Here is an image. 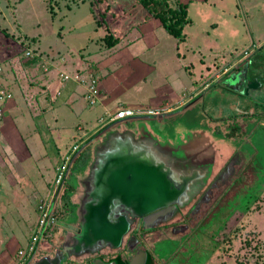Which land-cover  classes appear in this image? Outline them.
<instances>
[{"label": "rangeland", "instance_id": "rangeland-1", "mask_svg": "<svg viewBox=\"0 0 264 264\" xmlns=\"http://www.w3.org/2000/svg\"><path fill=\"white\" fill-rule=\"evenodd\" d=\"M139 1L0 0V87L6 86V88L12 90V94H14L13 88L20 91H22L21 89L29 91L32 84L41 87L40 84L43 83L42 72L46 70V67L54 69L53 66L59 62V64L62 63L63 67L61 68L69 69L64 71L58 68L59 73H66L72 77L76 73H80L79 71H88L96 76L99 81V89L102 88V80L106 78L104 74L107 71L104 72L100 67L101 64L98 65V63L105 61L95 62L96 58L86 55L88 53L83 52V50L98 47L96 49L98 53L108 52V54H111L115 50H123L125 46L119 49H116V46L106 48V44L102 42L101 38H103L102 31L107 26L103 27L102 23L100 27H97L95 20L102 18L104 23L106 22L111 26L110 30H114L118 37L122 38L132 29L135 23H143L144 17L148 14ZM184 1L189 5L188 12L192 22L184 29L186 35L184 42L182 44L178 43L162 28H156L152 37L154 44L150 49L152 50L151 53L142 58H137L144 59L145 63L155 67V72L147 73L146 84L141 83L131 91V95L140 98L142 101L139 105L145 106L144 109L150 111L154 98L157 102L160 97L169 91L174 90L182 94L184 91L189 92L192 89L195 91V88H197L194 93V99L197 100H194V104H191L193 107L190 105L182 106L183 102L180 100L178 102L180 105L176 110L180 108L182 110L168 116L165 113L174 111H172V108L170 109L171 105H165L162 108L164 110L157 112L162 114L160 119L158 116L154 117L156 118L155 125L162 124V128L170 129L176 125L173 123L175 119L193 121L195 115L200 111L201 114H198L199 117L197 116L196 119L199 118L203 123H206V118H208L206 115L213 122L229 120L227 124L237 116L239 118H236L235 123L246 124L248 129L243 136L232 140L217 137L216 134L208 131L221 158H223V155L220 152L221 146L216 143L218 140L225 148L233 150L229 160L232 159L233 165H235L234 174L225 179V182L222 183L225 190H221L215 199L211 195L209 201L196 208V213L191 215L194 220L189 224L190 230H188V233L184 236H177L178 234L175 237L170 236L171 238L168 240L172 249L168 258L170 260L174 258L176 264H264V114L258 112V116L251 118L249 115L253 111L241 109L245 106H238L240 97L237 95L240 91L243 99L246 95L249 101L252 96L247 95V92H249L248 85L251 82L253 84L257 83L258 85H255L256 87L251 94L253 96L255 94L257 96L261 95V100L257 98V101L263 102V104L256 103L257 106L254 109L260 107L259 110L261 108L264 110V89H261V85L264 83V43L260 44V41L264 39V0H207L206 3L200 2L201 0ZM94 2L96 3L94 4ZM169 3L174 6L176 0H169ZM90 5L94 9V16ZM132 7L134 9L139 8L131 13L135 16V23L128 19L123 21V15L128 14ZM52 12L55 13V16H52ZM32 39L34 40L32 41ZM25 49L31 50L34 57L42 56L39 65H35V68L30 66L24 69V62L21 59L14 61L12 65L8 64V61L14 60L13 58ZM50 52L56 54L58 58L52 60L47 55ZM73 55H76L78 60L81 61L82 68L77 67ZM118 56L123 57L122 55ZM183 56L185 58H182ZM176 60L180 61L178 63L181 68H179ZM106 62V66L110 65V61L106 60ZM230 66L232 67L230 68ZM242 66L246 73L243 72ZM11 67L17 72H11ZM152 67L149 68L148 66L144 72L152 71ZM76 68L79 70H75ZM111 68L113 69V66ZM229 68L233 70L232 74L234 75L242 70L241 74L233 76L236 81H238V78L241 80L237 93H233L236 89L220 83L221 79L225 78V74L230 70ZM37 69L39 70L38 73ZM99 69L104 73L101 74ZM225 70L228 71L225 72ZM252 71L256 75L252 76ZM83 74L85 75L84 72ZM125 74H127L125 69L120 70L121 80ZM233 77H230V79L233 80ZM115 78L119 80L116 75ZM254 78H261L262 83L254 82ZM173 80H177L178 84L172 82ZM180 81L187 83L183 84V87H179ZM69 83L72 82H67V84ZM262 86L264 87V85ZM191 87L193 88L189 89ZM79 89L82 92V89ZM217 95H219V98H216ZM213 97H215L214 100H212ZM203 99L205 105L202 106ZM222 100H224L223 103ZM100 102V105H102V100ZM80 104L84 106L85 103L80 100L78 106ZM225 104L227 106H223ZM119 108L123 107L117 103L112 109L117 110ZM100 109L90 106L85 109L82 125L87 129V135L100 126L99 118L104 114V110ZM197 110L199 111L197 112ZM141 111L146 110L141 109ZM58 112L60 116L62 115L61 112H65L67 117L70 118V123L74 125L76 119L73 114L64 109H58ZM51 114H55V112L43 113L42 117L37 116L35 118L37 132L40 133L38 135L41 136L40 140L42 142L39 144L37 152L32 153L31 162L27 161V168L19 170L20 175L29 176L27 177L28 180L26 179L27 181L25 180L21 184V187L15 188L16 194L10 192L7 180L0 174V185L3 183L2 194L7 197L4 203L8 202L7 204L10 206L9 210L7 209L8 211H4L5 216H3V219L6 222L0 227V264H13L14 262V258L11 256L16 255V248V250H9L10 253L12 251L11 254L9 253V257L4 254L7 253L6 240L12 235L19 241L20 248L27 249L39 218L35 208L36 203L39 201L37 196L40 195L44 198L54 187L55 168L58 164L57 150L61 148L60 152L62 154L73 146L74 141L79 139L75 140L73 138L70 140V134H73V137L75 134L72 131L71 124H68V121L61 116L58 123L68 125V128L62 131L65 137L64 142L60 146L55 145V134L48 130V126L54 123L46 120L47 115ZM244 115L249 117L244 118ZM131 124L129 122L128 126ZM186 130L191 131L192 128ZM69 132L70 134L66 138L65 135ZM38 135L36 133L35 136ZM87 135L80 136L86 138ZM76 137L78 136L76 135ZM69 143L71 145L66 148ZM83 151L82 160L88 161L90 147H85ZM226 163H221V168ZM27 171L29 174L26 173ZM0 173L3 172L0 170ZM239 180L245 184L242 190L252 191L249 192L252 197L249 195L247 199L249 201L246 205L241 202L237 206L241 200V195H238L235 199L229 200L228 204H222L223 208L225 207L223 211L221 205H219L220 197L227 193L231 187L236 188V182ZM29 181L31 182L29 183ZM73 183L71 178L70 184L73 185ZM28 187H33L37 191V195L31 201H29L28 196L23 195L24 191L29 192ZM215 205L220 206L217 211H215L216 207L213 208ZM18 210L21 214L18 213ZM206 211L215 213L214 218L207 222L208 224H204L203 220L207 214ZM65 215L64 213L60 214L56 220L66 222L67 214ZM44 236L35 245L36 252H39L38 256L45 254L42 250L48 249L51 242L58 245L63 238V232L61 227L49 225ZM213 239L216 242H214V245L210 244ZM14 250L15 252H13Z\"/></svg>", "mask_w": 264, "mask_h": 264}, {"label": "water", "instance_id": "water-1", "mask_svg": "<svg viewBox=\"0 0 264 264\" xmlns=\"http://www.w3.org/2000/svg\"><path fill=\"white\" fill-rule=\"evenodd\" d=\"M232 72L230 69L225 74V82H241L240 78L238 81L234 77L235 80L230 79ZM252 85L256 84L251 82L248 89ZM194 100L197 99L184 107L191 106ZM157 116L162 114L118 120L99 129L79 146L77 152L90 147V158L79 169L86 166L85 176L78 181L80 191L77 190L75 203L78 232L72 238H65L54 256L36 257L39 252L33 251L32 258L25 264H62L71 255L78 257L98 253L104 248L116 249L131 220L171 205L185 209L206 188L197 201L196 205L200 206V202L206 201L207 193L212 195L218 183H224L234 174L232 159L221 168L222 158L207 132L191 130L197 135L185 136L183 140L177 138L171 143L142 121ZM127 121L134 123L118 127ZM173 123L176 125L169 131L181 125L188 131L185 120L175 119ZM74 157L75 154L69 162L68 175L72 174L70 165Z\"/></svg>", "mask_w": 264, "mask_h": 264}, {"label": "crops", "instance_id": "crops-1", "mask_svg": "<svg viewBox=\"0 0 264 264\" xmlns=\"http://www.w3.org/2000/svg\"><path fill=\"white\" fill-rule=\"evenodd\" d=\"M178 1L183 2V0H178ZM191 1L192 0H190V2ZM200 2L206 3L207 0H201ZM183 3H185V1ZM138 9H139L138 7L135 9L132 7V10H130L128 14L126 13L123 15L124 18H122V20L126 21L128 19L134 22L135 16L131 13L134 10H138ZM156 28H160L156 20H151L146 23L144 22L138 23V24L135 23L132 29L126 35H124V37L121 38L120 43L116 45L117 47L116 49H119L122 46H125V48L123 50L122 49H119L118 51L115 50L111 54H108V52H105L104 54L98 53L96 50L98 47L91 48V49L85 48L83 50V52L88 53L86 55L96 58V60H94L95 62L97 61L100 62L101 60L105 61V62L98 63V65L101 64L100 65L101 69H103L104 72L105 71L107 72L104 74L106 75V78L102 80V88H100V91H102L100 94L102 105L96 106V109H100V108L103 109V107H105L106 109L111 110L118 103L123 108H128V109H131V108L139 109L140 108L146 111L149 110V109L148 110L144 109L145 106L139 105L142 100L140 98H137L131 95V91L137 88L141 83L144 85L146 84L147 77H148L147 73L151 74L152 72L153 73L155 72V67H152L151 64L149 65L148 63H145L146 61L144 59L141 60L137 58L138 57L142 58L145 55L151 53L152 50L150 49L152 48L154 44L152 37H153V33ZM131 38H133V40H131ZM129 41H132V42L129 43ZM149 41H151V43H149ZM262 43H264V39L260 41V44ZM176 48L178 49V46ZM88 50H90V52H88ZM118 55H122L124 58ZM72 57H74L73 60H75L77 67L82 68L81 61L78 60L77 56L73 55ZM182 58H185V57L183 56ZM106 60L110 61L109 62L110 65L106 66L107 64ZM176 61H177L179 68H181V65L178 63L179 60H176ZM153 65L155 66V64ZM111 66H113V69L111 68ZM148 66L149 68L151 67L153 68L152 71L144 72L145 68H148ZM61 67H63L62 63L59 64V62H57V64L53 66L54 68L53 70H51L49 67H46V70H44L41 74L42 80H43V83L40 84L41 87H39V85L37 84H32L30 87L31 89L27 87L28 89H30L29 91L23 90V89H21L22 91H20L19 89L13 88L14 98L12 102L8 105V109L6 111V117L4 118V122H3L4 125L0 129V170L3 172L0 174L3 175L4 178L7 180V184L10 187V192L14 194H16L15 188L19 186L21 187V184L26 179L28 180L27 177L29 176L25 174L20 175L19 170L22 168L24 169L27 168L26 167L27 161L31 162L32 153L37 152L39 144L42 142L40 140L41 136L38 135L40 133L37 132L38 129L35 124V118H37V116L42 117V112L43 113L44 112L46 113L55 112V114L47 115V119H46L47 121H53L54 123L48 126V130H50L52 134H55V137H56V140H54L55 145L57 144L60 146V144L64 142L65 137L62 131L63 129L68 128V125H61L58 123L59 119H61V116L64 117V120L68 121V124L71 122L70 118L67 117L65 112H61L62 115L60 116L58 109H64L65 111L70 112L71 114L75 116V119H76L74 125L70 123L72 131L75 134V136L73 137V134H70L69 132L65 135L67 136L66 138H68L69 134L71 137L70 140H72L73 138L76 140L77 138H80L81 136L87 135L86 133L87 129L83 127L82 120H83L85 109L89 107L87 106L86 102L83 99V90L81 92L79 89L81 87H79L75 83L73 84V82L71 84L66 83L67 85L63 84L62 85L63 88L61 87L60 81L57 76L58 68L60 69ZM231 67L232 66H230V68ZM122 69H125L127 74H125L124 78H122L121 80L120 78L122 76L120 75V70ZM60 70L68 71L69 69L61 68ZM75 70H79V69L76 68ZM99 71L101 72V74L104 73L100 69ZM227 71L228 70H225V72ZM79 72L82 74L83 72L87 73L88 71L82 70ZM37 73H38V70H37ZM115 75L118 76L119 80L115 78ZM172 82H176L178 84L177 80H173ZM186 83L187 82L182 83V81H180L179 87L181 86L183 87L184 86L183 84H186ZM192 88L193 87L189 89H192ZM45 90L48 91L47 93L49 95V100H46V98L39 96L41 93H44ZM58 90H60V93H58V96L56 97L54 94ZM193 91H194L193 89L189 90L190 94L188 91L187 92L184 91L182 94L174 90L169 91L164 96L160 97V99L157 102H155V98H154L153 99L154 101L152 103L153 104L152 108L149 106L151 108L150 110L154 112H160L161 110H164L162 108L165 105L166 106L171 105L172 107H170V109L172 108V111L176 112L177 111L176 108L180 105L178 103L180 100H182L183 102L182 106H184L188 102H192L195 96V94L193 95ZM37 96H38V99H37ZM214 98L215 97H213L212 100H214ZM216 98H219V95H217ZM51 100H54L53 103H51L52 102ZM80 100H82L85 103L84 106H82L81 104L80 106H78ZM226 100H229V99H226ZM223 101L224 100H222L221 102L223 103ZM239 101L240 102L238 106H242V107L247 106L245 105L243 100L242 101L239 100ZM254 101L256 102L255 98H254ZM204 102L205 100L203 99L201 103L202 106L203 104L205 105ZM39 103H40V106H39ZM191 104H194V103H191ZM223 106H227V105L225 104ZM241 109H245V108H241ZM198 111L199 110H197V112ZM198 114L200 115L201 112L199 111L196 115L193 113V115H195V118L193 121L186 120L187 123L185 125L188 128H193L194 126L195 127L200 126L201 120L199 118L196 119L197 116L199 117ZM158 118L160 119V117ZM144 120L146 119L144 118L143 121ZM178 120H183V119H178ZM146 122L149 124V126L154 127L155 131L160 132L161 134H164L165 131L167 133L171 132L169 130H171L172 128L165 129L161 127L162 124L155 125L156 118H149L147 119ZM94 132H95V129L89 135L94 134ZM36 133L38 136H35ZM76 135L78 137H76ZM71 143H69V145H67L66 148H68L71 145ZM60 149L57 150V156H58L57 163L61 161L62 157L65 155L66 151L68 150L67 149L65 152L61 154ZM28 171L26 173H28ZM30 182L31 181H29V183ZM2 184L3 183H1L0 185V227L6 222L3 219V216H5L4 211H8L10 207L9 204H7L8 202L4 203V200H6L7 197L6 195L2 194L3 193ZM28 189H29V192L27 193L26 191H24L23 195L28 196L29 201H31L32 198L35 195H37V191H35L33 187H28ZM18 213L21 214L19 210H18ZM6 241H7L6 242L7 244L5 248L8 253V254L4 253L6 254V257H9V255L12 253V251L10 253L9 250H13L16 248L17 250L16 249L15 250L17 252L19 249H22L19 247V241L16 239L14 235L7 238ZM15 250L13 252H15ZM1 253L3 252L1 251ZM14 256L15 254L11 257H14Z\"/></svg>", "mask_w": 264, "mask_h": 264}, {"label": "flooded vegetation", "instance_id": "flooded-vegetation-1", "mask_svg": "<svg viewBox=\"0 0 264 264\" xmlns=\"http://www.w3.org/2000/svg\"><path fill=\"white\" fill-rule=\"evenodd\" d=\"M231 76L233 77L234 74ZM220 83H222V85L230 86L232 89H236V91H238L240 86L239 83H237L238 85H232V83L225 82V79H223ZM251 92L252 90L247 92V95L252 96V98H255V100H257V98L261 100V95L257 96L255 94V96H253ZM201 129L206 132L205 128ZM176 132V134H173L170 137L166 134H161L160 132H158V134L160 138L165 140L164 137H166V140L170 141L171 143H174L177 138L183 140L185 136L193 135L191 132H188L191 134H187L186 132H182L180 130ZM90 136L91 135H88L85 140H87ZM85 168L86 167L82 168L81 170H79L80 168L78 170L73 169L74 171H72L74 173L71 175V178L74 183L71 185L73 188H71L72 191L70 193H72V195H70L71 198L74 197L75 200L73 205H70L69 207L67 206V208L62 210L64 215L67 214L65 219L66 222H63V220L59 222V219L56 220L54 215V213L59 210L58 208L63 205L60 198L61 193H59L57 198L58 204L54 206L50 215V217L53 218L54 223H48L43 228V232L41 235H39L37 242H35L36 245L41 239H43V237H45L44 234H46V231H48L49 225H57L59 228L61 227L63 232L62 240L58 245H55V242H51L50 247L46 250H43L45 252L43 256H54L55 252L59 250L61 242H63V240L67 237L72 238L78 232L75 227L77 222L76 211L78 207L75 205V203L78 198L77 190L80 191L78 181L85 176ZM216 175L214 177H216ZM222 188H224V186L221 183H218L212 191V198L215 199L221 192ZM205 192L206 188L202 190L196 197L194 196L195 198L193 201L187 205L185 209L171 205L168 208L157 210L149 215L144 216L143 218H135L131 220L129 229L123 234L121 238V244L118 248H104L98 253L83 254L78 257L71 255L70 257L64 259L62 264H176L177 262L174 261V258L172 260L168 258L172 249L168 239L171 238L170 236L175 237L176 234H178L177 236H184L186 233H188V230H190L189 224L192 220H194V218L192 219L191 215L196 213V208L199 206L196 205L197 201L199 200V197L201 198ZM70 195L68 194V196ZM210 197L211 193H207L206 201H209ZM202 205L203 203L200 204V206ZM34 251H36V246H34ZM30 258H32V255Z\"/></svg>", "mask_w": 264, "mask_h": 264}, {"label": "trees", "instance_id": "trees-1", "mask_svg": "<svg viewBox=\"0 0 264 264\" xmlns=\"http://www.w3.org/2000/svg\"><path fill=\"white\" fill-rule=\"evenodd\" d=\"M92 1H96V0H92ZM95 3L96 2H94V4ZM139 3L143 7V9H146L147 12H148V14L143 19V22L144 23L149 22L151 20H156L157 23L159 24L160 28H162L165 31V33H167L168 35H170L171 37H173L176 41H178V43H181L182 44L184 42V40L186 38V35L184 34V29L186 28V26H189L192 23L191 22V19L189 17V12H188L189 7H188V3H183V2H180L178 0H176V3H175L174 6H172L169 3V0H140ZM50 8H52V6H50ZM90 8H91V12H92V14L94 16V9L92 8L91 5H90ZM52 13H53L52 16H55V13L54 12H52ZM95 22H96V26L97 27H100L102 23H103L102 24L103 27H106L107 26L106 28L103 29V31H102V34H103L102 37L103 38H101L102 39V42L104 44H106V46H105L106 48L114 47V46H116V45H118L120 43L121 38L118 37L117 33L114 30L113 31L110 30L111 29V26H109L106 22H105L106 23L105 24L104 23V20L102 18L101 19H96ZM33 40L34 39H32V41ZM25 52H26V49L24 51L22 50V52H20V54H18L15 58H13L14 60H12V61L10 60V61H8L9 63L8 62L7 63L10 64V65H12V63L14 61H18V60L21 59V61L24 62L23 63L24 69L27 68V67H30V66L31 67L33 66L32 68H35L36 67L35 65H39L38 63H40V58H42L41 55H39L40 57H37V56L36 57H34V56L33 57H27V56H25ZM52 53L53 52H50V54L47 53V55L52 60H54L55 58L57 59L58 56L56 54H52ZM32 68H30V69H32ZM11 69H12L11 72H13V73L14 72H17V70H14V68L11 67ZM50 69L53 70L52 68H50ZM243 69H244V67H243ZM87 73H85V74H87ZM245 73H246V71H245ZM57 74H59V73H57ZM254 75H256V74L252 71V76H254ZM13 77H14V75H13ZM94 77L96 78L95 75H94ZM58 79L60 81V84H61V87L62 88H63V86H62L63 84H66L67 82H69V81L62 82L60 80V78H58ZM260 79L261 78H254L253 80L254 81L261 82ZM256 85H258V84L256 83ZM262 85H264V83H262ZM262 85H261V89L263 90L264 87ZM253 87H256V86H253L252 85V88H250V90L253 91V89H254ZM1 88H6V86H1ZM6 89H7V91H9V93L11 95V98L8 99V101H5L4 102V109L7 111L8 105L12 102V100L14 98V96H13L14 94H12V90H9L8 88H6ZM196 91H197V88H195V91L193 92V94ZM47 92L48 91L45 90L44 94H40L39 96L46 98V100H49V95H48ZM58 93H60V90L56 91L54 95L57 97L58 96ZM233 93H237V91H234ZM100 94H101V91H100ZM237 95L240 97V100L241 101L243 100L244 103H245V105H247V106H245V109H248L249 111H253V113L251 115H249L251 118L254 117V116H258L259 113L264 114V110L262 108H261V110H259L260 107L257 108V109H254L257 106L256 103H258V104L262 103L263 104V102H259L257 100L255 102L253 98H250V100L248 101L246 95H245L244 99H243L242 94L237 93ZM99 98L101 100V96ZM37 99H38V96H37ZM51 101H52L51 103H53L54 100H51ZM251 103H253V104H251ZM86 104H87L88 107L90 106L87 102H86ZM39 106H40V103H39ZM96 106H98V104H96L94 106H90V107H96ZM134 109L135 110H138V111H141L140 108L139 109L138 108L137 109L134 108ZM251 109H254V110H251ZM44 113H46V112H44ZM42 114H43V112H42ZM206 116L208 117V118H206L207 119L206 120V123H203L202 121H200V123H201V124L199 123L200 126L199 127H193L192 128V131H195V130L196 131H199V130H202L201 128H205L207 134H208V131L209 132L211 131L213 134H216L217 137H220V138H223L224 137V138H227L229 140H232V139L238 138L240 136H243L244 133H245V131H247V129H248L247 126H246V124H236L235 123L236 118H239L237 116H235V118H232V120L230 121L229 124H227V122L229 120H226V121L221 120V121H214L213 122V121L210 120V118H209L208 115H206ZM249 116L244 115V118L245 117H249ZM144 121H147V119L144 120ZM3 122H4V120L2 121V124L0 125V129L4 125ZM129 122L130 121H127V122H125L124 124H121L118 127H120V128L121 127H125V126L128 127ZM139 122H141V121H139ZM130 123H134V122H130ZM223 124L225 125L224 127L222 126ZM184 129H185V126L184 125H181L180 127H178L177 130L172 131L170 133H167L165 131L164 134H166L167 136H172L173 134H176L177 133L176 131H178V130H180L182 132L188 133V131H184ZM90 133H92V132H90ZM90 133H88V135ZM192 134L194 135L195 133H192ZM82 141L84 142L85 141V138L80 137L72 145H77L78 146L80 144L79 146H81L82 145ZM219 142H220V140H218V142H216V143H218V145L221 146L220 152L223 155V158H222V164H223V163H226L229 160V158L233 154V150H230L229 148H225ZM74 154H75V157H74V159H73V161H72V163L70 165L71 171L78 170L84 164V160H82V155L84 154V151L83 152L82 151L81 152H77L76 151ZM251 163H252V161H251ZM73 173L74 172H72V174ZM71 175H68V178L69 179L67 178L65 180V183L62 185V188L59 190V193H61L60 194V196H61L60 198H61V202L63 203V205H61L59 207L58 212H55L54 213L55 218H58V216L63 213L62 210L64 208H67V206L69 207L70 205H73V203H74L75 198L74 197L71 198L72 193H70L72 191L71 188H73V186L71 187V184H70V182H71ZM239 185H242V186L239 188L238 187ZM236 186H237L236 188L230 186L231 188L229 190L227 189L228 192H230V193L227 192L223 196L220 197V199H219V203L220 204L219 205H221V208L223 209V211L225 210V207L223 208L222 204H228V201L229 200L235 199V197H237L238 195H241V200L237 204V206H239L241 202L246 205V203L249 201V200H247L249 198V195H250L249 192H252V191H245V190L243 191L242 188L245 186V184L244 183H241V180H239V181L236 182ZM223 189H225V187L222 188V190ZM67 193L69 195L70 194L71 195L68 196ZM250 196L252 197V195H250ZM37 198H38L39 201L36 203L35 208H36V210L38 212L37 206H38L40 200L42 199V197H40V195H39V196H37ZM202 203L204 204V202H201L200 204H202ZM217 204H218V202H217ZM215 207H216L215 211H217V208L218 207L220 208V206H217V205H215L213 208H215ZM206 213H205L206 214L205 215V218H203L204 224H208L207 222H209L215 216V213H211V212L209 213L208 211H206ZM214 242H215V240L213 239V241L210 244L214 245L216 243V242L215 243ZM36 255L37 254H35V256Z\"/></svg>", "mask_w": 264, "mask_h": 264}, {"label": "built area", "instance_id": "built-area-1", "mask_svg": "<svg viewBox=\"0 0 264 264\" xmlns=\"http://www.w3.org/2000/svg\"><path fill=\"white\" fill-rule=\"evenodd\" d=\"M25 56L33 57V52L29 49H26ZM59 73V72H58ZM58 78L62 82L71 81L82 88L83 90V99L87 102L90 106H94L96 104L100 105V89L98 86V79L94 77L92 73H87L85 75L81 73H76L72 77H70L66 73H59L57 74ZM11 98L9 91L4 88L0 87V125L2 121L6 117V110L4 109V102L8 101ZM103 107V106H102ZM104 114L102 117L99 118L100 126L95 129V132L99 129L114 123L118 120H125V119H133L138 116H147L152 114H157L154 111H138L134 109L128 108H119L117 110H108L103 107ZM94 132V133H95ZM80 145V144H79ZM79 145L71 146L65 155L62 157L61 161L55 168L56 176L53 181V189L47 195L42 198L37 206L39 218L36 222L35 229L33 235L31 236L30 242L28 243L27 249H19L16 252L13 264H25L31 257L35 242H37L39 235L43 232V228L48 223H54L53 218L50 217L52 209L55 205H57L59 190L62 188V185L65 183V180L68 178L67 169L69 168V162L73 156V154L78 150ZM58 191V194H57ZM57 194V195H56ZM55 200V202H54ZM54 202V205L52 206Z\"/></svg>", "mask_w": 264, "mask_h": 264}]
</instances>
